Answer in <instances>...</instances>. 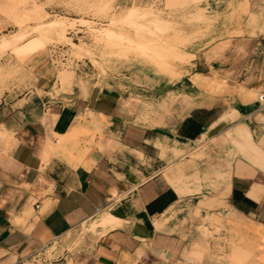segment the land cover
<instances>
[{"label":"crops","instance_id":"0c3cea01","mask_svg":"<svg viewBox=\"0 0 264 264\" xmlns=\"http://www.w3.org/2000/svg\"><path fill=\"white\" fill-rule=\"evenodd\" d=\"M201 2L169 18L176 54L148 83L1 96L0 264L69 235L50 264H193L210 213L264 232V0ZM80 115L94 134L58 153Z\"/></svg>","mask_w":264,"mask_h":264},{"label":"rangeland","instance_id":"374dc122","mask_svg":"<svg viewBox=\"0 0 264 264\" xmlns=\"http://www.w3.org/2000/svg\"><path fill=\"white\" fill-rule=\"evenodd\" d=\"M201 1L0 0V98H19L16 102L24 105L39 99L35 94L44 100H61L74 84L83 92L93 81L120 87L148 83L151 64L166 62L176 54L169 43L168 32L175 29L169 18L202 20ZM170 7L197 12L186 17L184 12L164 11ZM150 105L143 101L141 111ZM76 122L67 134L75 127L86 133L70 137L65 148L70 143L81 149L82 137L94 134L84 116ZM7 136V132L0 134V145L7 144ZM200 219L204 247L193 254V264H205L206 256L213 264H264L261 226L248 228L211 213ZM69 236L61 243L52 241L30 264H50L62 248H68ZM236 248L246 251L245 257H235Z\"/></svg>","mask_w":264,"mask_h":264},{"label":"bare ground","instance_id":"6f19581e","mask_svg":"<svg viewBox=\"0 0 264 264\" xmlns=\"http://www.w3.org/2000/svg\"><path fill=\"white\" fill-rule=\"evenodd\" d=\"M19 39H22V38H19ZM10 42H12L11 40H10ZM14 43H15V41H14ZM83 47V46H82ZM40 52V51H39ZM95 53V52H94ZM60 81L62 82L63 81V79H60ZM82 132H85V130H80L78 127H75V129H74V132L73 133H71V134H67V133H65V134H60L58 137H59V140H58V142H57V144H56V150L58 151V153H60V154H63V153H67V149L64 147V143L65 142H68V140L69 139H71L70 137H76V136H78L79 134H81ZM86 133V132H85ZM75 139V138H74ZM58 155V154H57ZM73 156V155H72Z\"/></svg>","mask_w":264,"mask_h":264},{"label":"built area","instance_id":"2783aa9c","mask_svg":"<svg viewBox=\"0 0 264 264\" xmlns=\"http://www.w3.org/2000/svg\"><path fill=\"white\" fill-rule=\"evenodd\" d=\"M257 98H258L259 101H264V92L259 93V94L257 95ZM35 207H37V205H35ZM41 251H42V252H38V253H36L35 255H33L32 260H33L34 258H36L39 254H42L43 251H44V249L41 250ZM43 259H44V257H43ZM52 260H53V259H52Z\"/></svg>","mask_w":264,"mask_h":264}]
</instances>
